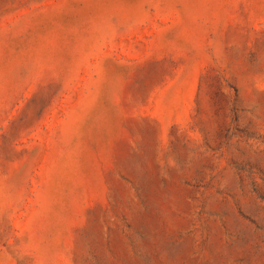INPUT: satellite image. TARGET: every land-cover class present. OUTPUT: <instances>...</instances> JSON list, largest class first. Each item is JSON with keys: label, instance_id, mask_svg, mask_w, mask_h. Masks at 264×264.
Here are the masks:
<instances>
[{"label": "rangeland", "instance_id": "374dc122", "mask_svg": "<svg viewBox=\"0 0 264 264\" xmlns=\"http://www.w3.org/2000/svg\"><path fill=\"white\" fill-rule=\"evenodd\" d=\"M0 264H264V0H0Z\"/></svg>", "mask_w": 264, "mask_h": 264}]
</instances>
